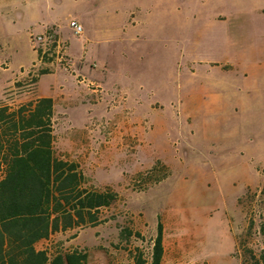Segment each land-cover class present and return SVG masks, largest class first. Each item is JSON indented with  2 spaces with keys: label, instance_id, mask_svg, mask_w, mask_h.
Masks as SVG:
<instances>
[{
  "label": "rangeland",
  "instance_id": "1",
  "mask_svg": "<svg viewBox=\"0 0 264 264\" xmlns=\"http://www.w3.org/2000/svg\"><path fill=\"white\" fill-rule=\"evenodd\" d=\"M48 30L71 70L56 50L21 71ZM4 42L19 50L5 101H35L41 72L54 73L40 93L60 98L57 154L80 163L87 187L120 196L100 211L108 222L39 250L152 264L162 223L164 264H261L264 0H0Z\"/></svg>",
  "mask_w": 264,
  "mask_h": 264
},
{
  "label": "trees",
  "instance_id": "2",
  "mask_svg": "<svg viewBox=\"0 0 264 264\" xmlns=\"http://www.w3.org/2000/svg\"><path fill=\"white\" fill-rule=\"evenodd\" d=\"M54 117L52 98L0 106V264H88V254L78 249L50 255L37 244L108 222L100 211L120 199L110 188L87 187L80 163L57 154ZM163 241L159 223L152 264H163ZM258 261L264 264V253Z\"/></svg>",
  "mask_w": 264,
  "mask_h": 264
},
{
  "label": "crops",
  "instance_id": "3",
  "mask_svg": "<svg viewBox=\"0 0 264 264\" xmlns=\"http://www.w3.org/2000/svg\"><path fill=\"white\" fill-rule=\"evenodd\" d=\"M32 49H33L34 56H32V59L29 62L28 66H26L24 64L20 65L19 68L21 71L24 68L31 66L38 59L39 54H38V51L35 50V47L33 44H32ZM18 53H19V50L17 48L14 49L12 47V43H10V42H4L3 44L0 45V106H3V105L9 106V107H11V109H16L17 107H14L13 104L7 103V101H5L4 97H5V92L7 91V88H9L10 85H13L15 83V81H17L16 75H18V73L14 72L12 75L8 74V71H9L10 66H11L9 63L10 59H8V56H10L11 60H13L14 55H18ZM55 61L58 62V57L55 59ZM53 74L54 73H47V74L41 75L39 77L36 100L40 99V98H52L55 102V113H57L58 112V110H57L58 102H59L60 98L57 95H55L54 93L48 94V95H43L42 93H40V89H41L40 88V82H41L42 77L45 75H53ZM78 237H77V239H78ZM164 257H165V255H164ZM163 264H164V259H163Z\"/></svg>",
  "mask_w": 264,
  "mask_h": 264
},
{
  "label": "built area",
  "instance_id": "4",
  "mask_svg": "<svg viewBox=\"0 0 264 264\" xmlns=\"http://www.w3.org/2000/svg\"><path fill=\"white\" fill-rule=\"evenodd\" d=\"M70 26L78 35H81L84 30L83 26L75 20L71 21ZM31 40L35 50L41 54V61H43L44 64L51 59L50 57L54 51L57 50L58 63L66 70H71L72 67L70 63L60 54V51L63 52V49L59 44V36L54 30H48L44 35H39L37 37L32 35Z\"/></svg>",
  "mask_w": 264,
  "mask_h": 264
}]
</instances>
